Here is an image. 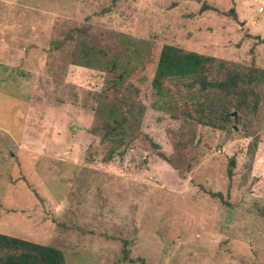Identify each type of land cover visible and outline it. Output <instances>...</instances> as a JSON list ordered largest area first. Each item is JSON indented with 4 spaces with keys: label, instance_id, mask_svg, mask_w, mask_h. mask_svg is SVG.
Returning <instances> with one entry per match:
<instances>
[{
    "label": "rangeland",
    "instance_id": "rangeland-1",
    "mask_svg": "<svg viewBox=\"0 0 264 264\" xmlns=\"http://www.w3.org/2000/svg\"><path fill=\"white\" fill-rule=\"evenodd\" d=\"M85 25L107 68L54 49ZM258 35L264 0H0V232L68 264H264V84L226 130L150 105L164 45L264 68ZM105 90L147 104L111 161L92 130Z\"/></svg>",
    "mask_w": 264,
    "mask_h": 264
},
{
    "label": "trees",
    "instance_id": "trees-1",
    "mask_svg": "<svg viewBox=\"0 0 264 264\" xmlns=\"http://www.w3.org/2000/svg\"><path fill=\"white\" fill-rule=\"evenodd\" d=\"M256 38L264 44V37L258 35ZM67 44L74 47L75 64L97 68L94 65L98 62L101 67L109 66L108 52L91 41L90 25L72 27L64 39L53 41L56 50L63 49ZM126 72L127 68L119 78H125ZM263 84L264 68L259 67L255 60L246 64L166 44L160 52L153 76L150 105L165 111L173 119L193 120L201 125L226 130L234 122L232 113L235 110L239 112V119L258 115ZM146 110V103H140L129 95L117 97L108 90L100 95L96 107L98 122L92 130L100 135V141L107 148L106 161H111L116 154L124 156L128 145L144 134L142 120ZM146 136L154 147H161L149 135ZM158 155L172 162L163 151L159 150ZM177 169L182 172L180 167ZM229 173L232 176L231 168ZM210 194L226 202L221 192L210 191ZM123 259H129L126 250ZM140 260L143 264H150L145 259ZM0 264L68 262L65 252L57 246L0 232Z\"/></svg>",
    "mask_w": 264,
    "mask_h": 264
},
{
    "label": "water",
    "instance_id": "water-1",
    "mask_svg": "<svg viewBox=\"0 0 264 264\" xmlns=\"http://www.w3.org/2000/svg\"><path fill=\"white\" fill-rule=\"evenodd\" d=\"M232 115H233L234 117H237V112L235 111L234 113H232ZM230 164H231V165H234V164H235V160L232 159V161H231Z\"/></svg>",
    "mask_w": 264,
    "mask_h": 264
}]
</instances>
